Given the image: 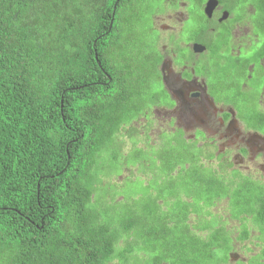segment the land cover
I'll return each mask as SVG.
<instances>
[{
  "label": "trees",
  "instance_id": "trees-1",
  "mask_svg": "<svg viewBox=\"0 0 264 264\" xmlns=\"http://www.w3.org/2000/svg\"><path fill=\"white\" fill-rule=\"evenodd\" d=\"M112 6L0 0V264H112L114 246L124 241L97 225L87 206L97 151L111 143L102 110L115 84L125 82L107 55L120 12L111 16ZM255 124L264 134V114ZM255 196L248 195L245 214L264 229V195ZM237 197L234 208L242 204ZM193 235H153L159 246L152 254L167 247L153 260L172 264L182 251L181 264H198L189 257Z\"/></svg>",
  "mask_w": 264,
  "mask_h": 264
},
{
  "label": "rangeland",
  "instance_id": "rangeland-1",
  "mask_svg": "<svg viewBox=\"0 0 264 264\" xmlns=\"http://www.w3.org/2000/svg\"><path fill=\"white\" fill-rule=\"evenodd\" d=\"M174 1L131 0L126 10L119 12V16H123L126 22L117 24V29L110 38L111 45L107 49L112 66L123 73L125 82L115 84L114 92L102 110L100 123L112 125L111 143L102 145L97 151L94 159L97 175L91 201L87 206L92 210L91 215L97 217V225L105 227L108 233H118L124 239L113 248L115 260L112 264H152L151 261L160 254L157 250L152 254V250L159 245L152 244L151 237L160 233L168 238L177 235V241H180L181 235H193L192 230L205 226L206 221L201 218L205 215L200 214V211L208 210L212 200L216 199V194L220 198L227 197L230 201L227 204L230 217L236 218L239 214L242 216L244 224L238 227L240 236L246 233L245 225L253 223L259 232L255 239L264 241L263 227L256 224L253 217L248 220L244 218L245 209L249 206L246 201L248 195L252 191L259 196L264 195V189L258 182H251L249 178L240 179L238 174L226 173L223 169L221 172H214L209 164L199 162L196 156L201 155V152L195 145L199 137L188 143L181 138L178 130L169 135L161 133L154 140L139 138L133 134L137 124L133 125L134 128L131 124L135 119L143 115L144 111H150L153 105H163L164 91L160 86L156 65L158 50L165 41L158 38V33L151 28V18L156 13L166 12L170 8L169 3ZM194 1L199 3L205 0ZM190 2L193 3L191 0ZM220 2L230 4L227 9L234 19L240 18L245 5L256 8L255 13L244 20L249 22L250 34L255 36L258 47H261L264 44V29L261 26L264 14L258 8L259 0H235L237 5L230 3L231 0L228 3L226 0ZM199 19L203 20L204 26L205 18L199 16ZM231 22L232 20L228 21L229 24ZM227 26L218 27L213 36V47L206 59L207 76L216 85L218 95L225 96L230 104L234 100L235 110L240 116L238 119L245 127L256 130L255 121L262 113L261 109H264L263 93L260 103L262 107L258 105L264 77L255 68L254 78L251 81L244 80L245 72L243 73L241 63L251 55L253 46L248 49L241 47L239 57L229 56L225 45L229 30ZM173 43L172 39L169 40L170 45ZM195 72L196 75L202 73L199 65H196ZM243 84L246 85L245 90L240 88ZM105 120L107 121L104 122ZM152 132L157 134L158 128H154ZM236 178L240 180L236 181ZM220 185L224 186L221 193L218 191ZM256 186H261L262 193L257 192L259 189ZM237 196L241 198L238 203L242 204L234 208L232 204ZM224 207L222 203L213 211H224ZM197 215L199 220L193 218ZM209 217L208 224L217 227L218 216L209 213ZM123 224L128 227V232L122 231ZM186 228L189 233L185 231ZM195 236L194 249L197 253L190 254L189 257H193L198 264L226 262L232 249H224L216 244L227 243L228 239L225 240L220 234L217 237L214 234ZM253 236L249 238V242L255 245L257 242L252 239ZM197 238L199 243L206 245L198 244ZM180 252L183 255L184 252ZM262 253L263 251L259 252L249 260L259 261L264 258Z\"/></svg>",
  "mask_w": 264,
  "mask_h": 264
},
{
  "label": "flooded vegetation",
  "instance_id": "flooded-vegetation-1",
  "mask_svg": "<svg viewBox=\"0 0 264 264\" xmlns=\"http://www.w3.org/2000/svg\"><path fill=\"white\" fill-rule=\"evenodd\" d=\"M130 1L113 0L111 16L117 9L118 11L126 10ZM191 1L195 5H192L190 0L170 2V8L165 10L166 12L156 13L151 18V28L158 33V38H163V41L167 42L162 41L163 43L160 45L157 54L158 64L156 65L165 98L162 101L163 105H153L150 111H144L143 115L133 121L132 126L137 124V127L134 128L133 126L135 130L133 134L139 138L146 137L148 140H154V138L158 139L161 133L169 135L178 130L181 133V138L188 143L196 141L199 137L200 139L195 144L201 152V155H195L199 162L209 164L214 172H221L223 169L226 173L238 174L240 179L249 178L248 180L258 182V185L264 189V134L245 127L243 122L238 119L240 116L235 110L234 100L230 104L225 96L218 95L216 85L210 82L213 80L207 76L208 67L206 65V59L209 58L213 47L215 32L218 27L228 25L229 30L225 45L228 48L229 56L239 57L241 47L248 49V47L253 46L251 47V50L253 49L251 55L243 59L241 63L243 73L245 72L244 80L251 81L254 78L253 70L255 68H258L261 77H264V44L258 47L255 36L250 34L249 22L244 20L249 15H253L256 8L253 5H245L242 7L240 18L234 19L231 11L227 9L230 4L225 5L217 0V6L211 15L207 16L204 12L207 0L199 1V3L194 0ZM226 1L228 3L229 0ZM230 3L237 5L235 0H231ZM161 16L164 18H160ZM199 16L205 18L204 26H202L203 20L199 19ZM229 20H232L231 24L228 23ZM112 22L110 20L109 26ZM125 22L123 16H118L115 29H117V24L121 25ZM171 39L174 42L173 45L169 44ZM196 65L200 66L201 74H195ZM262 86L258 99L259 107H262L260 103L262 93L264 94V84ZM240 88L245 90L246 85H240ZM221 93L224 95L223 92ZM261 111L264 113V109ZM154 128H158L157 134L152 132ZM236 158L237 160H235ZM235 180L237 181L238 178ZM219 187L218 191L221 193L224 186L220 185ZM257 187L259 189L257 192L262 193L260 187ZM253 193L256 194L253 198L259 200V195ZM229 202L227 197L220 198L218 196L215 200L213 199L208 210L200 211V214L205 215L201 217L206 221L205 226L192 230V234L205 237L218 233L223 235L225 240L228 239L229 242L216 245H221L224 249L231 248L232 252L228 253L225 263L218 261L215 264H264V258L259 259V261L249 260L251 257H256L255 255L259 252L264 251V241L255 239L259 232L254 228L253 223H247L245 225L247 236L242 238L238 227L244 224V220L241 219L240 214L236 218L230 217L227 213ZM222 203L225 205L224 211L214 212L213 209ZM258 204L259 202H257V206ZM207 212L210 215L218 216L217 227L208 224L210 217L209 213L205 214ZM251 217L253 216L247 214L244 216L247 220ZM193 218L199 220V215L193 216ZM185 231L188 232L187 228ZM254 232L255 235L253 236ZM251 236L257 244H250L249 238ZM250 246L254 247L251 248ZM166 249L167 247L165 250H158L159 256L163 255ZM177 249L180 251L181 246L178 245ZM180 253L176 254L175 251V259L172 264H181V257L186 256L180 255ZM247 254L248 256H245ZM151 263L156 264V261L152 260ZM158 263L169 264L164 260Z\"/></svg>",
  "mask_w": 264,
  "mask_h": 264
},
{
  "label": "water",
  "instance_id": "water-1",
  "mask_svg": "<svg viewBox=\"0 0 264 264\" xmlns=\"http://www.w3.org/2000/svg\"><path fill=\"white\" fill-rule=\"evenodd\" d=\"M218 1L217 0H207L205 3V8H204V12L207 16H210L213 9L217 6ZM111 26V24H110ZM109 26V28H110Z\"/></svg>",
  "mask_w": 264,
  "mask_h": 264
}]
</instances>
